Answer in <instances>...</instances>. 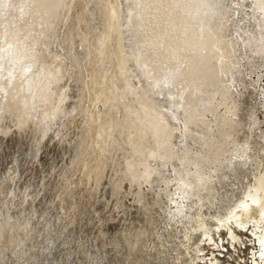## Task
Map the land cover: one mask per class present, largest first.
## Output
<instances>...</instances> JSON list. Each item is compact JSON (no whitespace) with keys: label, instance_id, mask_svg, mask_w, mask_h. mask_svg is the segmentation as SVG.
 Instances as JSON below:
<instances>
[{"label":"rangeland","instance_id":"1","mask_svg":"<svg viewBox=\"0 0 264 264\" xmlns=\"http://www.w3.org/2000/svg\"><path fill=\"white\" fill-rule=\"evenodd\" d=\"M14 2L0 0V264H264V207L249 213L264 0H62L54 27L57 0ZM16 57L21 75H56L2 117Z\"/></svg>","mask_w":264,"mask_h":264},{"label":"bare ground","instance_id":"2","mask_svg":"<svg viewBox=\"0 0 264 264\" xmlns=\"http://www.w3.org/2000/svg\"><path fill=\"white\" fill-rule=\"evenodd\" d=\"M15 0H12V2H14ZM21 0H16V3L14 2V4H16L17 5V3L18 2H20ZM34 2V0H29V3H33ZM65 4V2L63 3L62 2V0H57V2L55 3V7H54V9H53V11H50V13L52 14V15H50V19H49V24L52 26V27H54L56 24L58 25V23H59V20H58V18L56 17V15H57V12L58 11H63L64 10V8H63V5ZM28 8H31V5H29L28 6ZM13 9V8H12ZM13 13V12H12ZM16 13H13V15L16 17L17 15H15ZM17 19H18V25H17V27L15 26V27H13V28H11V30H10V38L11 39H13V40H16V38H18L17 36L19 35V29L18 28H20L21 26H22V22L20 21L21 19H20V17H16ZM23 20V19H22ZM180 20L181 21H183V17L182 18H180ZM24 21V20H23ZM21 22V23H20ZM24 22H27V21H24ZM26 24V23H25ZM49 31V30H48ZM48 34H49V32H48ZM46 36V35H45ZM49 37V36H48ZM43 38V37H42ZM41 38V39H42ZM103 51H104V49H103ZM37 52V51H36ZM59 56V55H58ZM38 56H37V54L35 53L32 57H31V59H33L32 61L34 62L33 64H35V62H39L38 61V58H37ZM17 58V57H16ZM22 58V57H21ZM26 58H28V56L27 55H25V52H24V55H23V58L22 59H26ZM17 60H18V62H16V66L14 67V69H13V71H12V75H11V81H10V83H11V86H10V88L8 89V91H7V94H6V96L3 98V100H5L4 101V108H3V114H2V117L3 116H6V112L8 111H10V112H13L14 111V109H16V108H14L15 106H16V103L18 104V102H20V100L22 99V96H21V92H18V91H20V90H23L22 89V87H24L25 86V84H27L29 81H28V79H33L34 80V82H33V84H32V89L29 91V94L31 95V94H34V95H36V93L37 92H44V88L45 87H47V85H49V84H51L52 82H53V78L55 77V75H56V73H47V72H45V73H43V74H41L42 76H39L38 77V79H35V78H37V74H35L34 72H32V73H29V75L28 76H25V75H21V70L25 67V60H24V62H22V64L19 62V58H17ZM16 60V61H17ZM27 60V59H26ZM28 61V60H27ZM32 64V65H33ZM36 65V64H35ZM34 66V65H33ZM35 67V66H34ZM33 68V67H32ZM35 70V69H34ZM74 73H75V71H73ZM61 74H62V72H60ZM1 74V73H0ZM103 77L104 78H107V73H105L104 75H103ZM2 80H3V78L1 79L0 78V83H2ZM88 82H86V84H87ZM69 85H70V83H68ZM90 84V83H89ZM34 89H37V91H35ZM16 91H17V93H16ZM89 91V90H88ZM36 92V93H35ZM45 93H46V95H49V91L47 92V90H45ZM63 94L61 95V99L58 101V103H57V105H56V108H55V112H54V114H52L51 116H54V117H56V112H59L60 111V109H61V107H62V105H63V103H65L66 102V100H67V98H68V96H69V92H68V88L67 89H64V91L62 92ZM88 93V92H87ZM51 95V97H52V94H50ZM86 95V94H85ZM98 99V98H97ZM96 100V99H95ZM194 109V108H193ZM199 109V108H198ZM57 110V111H56ZM144 110V109H143ZM148 110V109H147ZM32 111V110H31ZM194 111V110H193ZM140 112V111H139ZM190 112V111H189ZM29 113H30V111L28 110V109H26V108H19V109H17L16 110V119H17V121H18V123H17V125L18 126H22V125H24V124H26V122H27V120H28V118H29ZM199 113H200V111H199ZM166 114V113H165ZM149 116V115H148ZM166 116V115H165ZM199 116V115H198ZM203 116V115H202ZM54 117H53V119H54ZM183 118V117H182ZM4 119V118H3ZM97 119H98V117H97ZM129 120V119H128ZM148 120V123H150V125L152 126V128L154 129V131H155V133L156 134H158L159 133V131H160V129H159V126H158V124L160 123V121H161V119L159 120V118L156 116V115H153L152 114V116L150 117V118H148L147 119ZM137 122V121H136ZM165 122V121H164ZM194 122V121H193ZM164 127V126H163ZM130 128V127H129ZM142 129V128H141ZM128 131V130H127ZM174 131V130H173ZM99 132V131H98ZM101 132V131H100ZM127 133V132H126ZM174 133V132H173ZM103 134V132H101V133H98L97 135H102ZM189 136H190V134H189ZM172 137V136H171ZM156 139V138H155ZM170 139V138H169ZM131 140V139H130ZM151 143V142H150ZM168 144L170 143V141H168L167 142ZM143 144V143H142ZM149 144V143H148ZM168 144H165L163 147H165V148H167L168 147ZM186 144H187V142H186ZM155 146V145H154ZM185 146V145H184ZM130 148V147H129ZM132 148V147H131ZM130 148V149H131ZM155 148H156V146H155ZM138 150V149H137ZM170 150V149H169ZM131 151V150H130ZM158 151V150H157ZM165 151V150H164ZM155 152V151H154ZM172 152H173V149H172ZM132 153V152H131ZM146 153V152H145ZM149 153V152H148ZM153 153V152H152ZM156 153V152H155ZM147 154V153H146ZM145 154V155H146ZM149 155H151V154H149ZM142 156V155H141ZM144 156V155H143ZM152 156V155H151ZM164 156V155H163ZM135 157V156H134ZM158 157V156H157ZM157 157H155V158H157ZM136 158V157H135ZM159 158V157H158ZM174 158V157H173ZM163 159V158H162ZM166 159V158H165ZM151 161H153V160H151ZM158 161V160H157ZM167 161V160H166ZM181 161V160H180ZM137 162V161H136ZM154 162V161H153ZM162 162H160V164H161ZM143 164H145V163H143ZM149 164V163H148ZM163 164V163H162ZM136 165V164H135ZM135 165H133V166H135ZM131 165H128V169H129V172L128 173H130L131 172ZM150 167V166H149ZM156 167H158V166H156ZM162 167H163V165H162ZM159 168H161L160 166H159ZM164 168V167H163ZM134 169V168H133ZM161 170V169H160ZM163 170V169H162ZM151 171V170H150ZM135 172H137V171H135ZM153 173V172H152ZM137 174H138V172H137ZM144 175L146 176V177H148V176H150L151 174H150V172H149V170L147 169L146 170V173H144ZM164 175V174H163ZM260 175V174H259ZM132 176V175H131ZM139 176V175H138ZM141 176V175H140ZM165 176V175H164ZM152 177H154V176H152ZM181 177V176H180ZM258 177V176H257ZM137 178V177H136ZM150 178H151V176H150ZM161 178V177H160ZM183 178V177H182ZM155 179H157V178H155ZM255 180H257V182H258V180L259 179H255ZM264 180V179H263ZM152 181H154V180H152ZM262 179H260L259 180V182H258V187L257 188H261V186H262ZM137 182V181H136ZM135 182V183H136ZM134 183V184H135ZM138 185V184H137ZM256 185V184H255ZM136 186V185H135ZM263 186H264V184H263ZM256 187V186H255ZM264 188V187H263ZM254 191H255V189H254ZM253 191V192H254ZM257 189H256V191L253 193V192H251V194H252V197H254V198H256V194H257ZM261 192V205H257V207H254V208H250L251 210L249 211V213H251V214H256L257 212H258V209H260V208H262V207H264L263 205H264V190H259V193ZM247 194H249V191L247 192ZM250 196V195H249ZM245 197H247V195L245 196ZM244 197V198H245ZM245 199H247V198H245ZM249 199H250V197H249ZM255 200V199H254ZM243 201V200H242ZM256 201H258V200H256ZM250 202V201H249ZM240 203H242V202H240ZM246 203V202H245ZM244 205H246V204H244ZM241 206H243V203H242V205ZM243 207H245V206H243ZM251 207V206H250ZM244 209V208H243ZM248 209V208H247ZM245 210V209H244ZM247 211V210H246ZM261 211H262V209H261ZM264 211V210H263ZM237 212V211H236ZM239 213V212H238ZM234 214V213H233ZM236 214V213H235ZM242 214V213H241ZM248 214V213H247ZM237 215H239V214H237ZM263 215V214H262ZM236 218H238V216H236ZM235 218V219H236ZM251 218V217H250ZM257 218V217H256ZM219 219V218H218ZM239 219V218H238ZM242 219V218H241ZM247 220V219H246ZM233 221V220H232ZM238 221V220H237ZM241 221V220H240ZM248 221V220H247ZM221 222V221H220ZM242 223V222H241ZM238 224H239V222H238ZM245 224V223H244ZM255 225V224H254ZM231 231V230H230ZM141 232V231H140ZM139 232V233H140ZM134 242H133V240L130 238V237H128V240L126 241V247L128 248V247H130L132 244H133Z\"/></svg>","mask_w":264,"mask_h":264}]
</instances>
